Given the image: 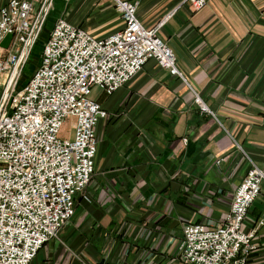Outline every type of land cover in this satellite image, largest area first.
<instances>
[{
    "label": "crops",
    "instance_id": "1",
    "mask_svg": "<svg viewBox=\"0 0 264 264\" xmlns=\"http://www.w3.org/2000/svg\"><path fill=\"white\" fill-rule=\"evenodd\" d=\"M51 1L55 20L66 18L96 38L124 27L113 0ZM127 1L138 4L149 29L173 14L158 37L184 79L152 60L125 88L101 94L110 117L98 126L89 200L80 201L61 240L49 242L31 264H115L119 248L131 251L128 241L139 256L183 264L184 226L225 221L251 167L246 155L264 170V0H211L200 11L186 0ZM11 41L4 40L2 56ZM262 221L264 192L245 224L259 241L249 264H264Z\"/></svg>",
    "mask_w": 264,
    "mask_h": 264
},
{
    "label": "built area",
    "instance_id": "2",
    "mask_svg": "<svg viewBox=\"0 0 264 264\" xmlns=\"http://www.w3.org/2000/svg\"><path fill=\"white\" fill-rule=\"evenodd\" d=\"M37 1L10 0L0 7V49L6 38H12L11 54L5 59L0 53V91L5 83L9 93V72L14 70V79L38 40L50 7L40 13ZM113 1L122 30L101 39L66 19L58 20L29 82L20 92L2 98L0 264H30L74 218L77 200L94 175L98 126L108 117L94 90L112 96L152 60L183 78L173 50L157 35L173 14L149 29L138 17L137 3ZM210 1L186 3L200 11ZM194 94L196 103L209 112ZM68 119L75 120L73 139L61 138ZM246 157L251 167L225 221L216 227L184 226L179 245L183 264H249L259 248L256 230H247L245 224L264 192V170Z\"/></svg>",
    "mask_w": 264,
    "mask_h": 264
},
{
    "label": "rangeland",
    "instance_id": "3",
    "mask_svg": "<svg viewBox=\"0 0 264 264\" xmlns=\"http://www.w3.org/2000/svg\"><path fill=\"white\" fill-rule=\"evenodd\" d=\"M37 3H39V5H38V7H39V9H38V11L41 13L42 11H43V8H49L50 7V9H49V12H48V15L46 16V18L43 20V22H42V27H41V32H40V34H39V37H38V40H37V42L33 45V47H32V49H31V51H30V53H28V56H27V58H26V60H25V63L22 65V66H20L16 71H15V74H16V76L14 77V79L11 77L12 76V74H13V72H14V70H11L10 72H9V74H8V80H7V82H10V83H12V86L10 87V91H9V93L7 92L8 91V88H7V84L5 85V83H4V86H3V88L1 89V91H0V105H1V102H2V98H4V96L8 93L9 95H11V93H13V92H20L23 88H24V86L29 82V80L31 79V77L34 75V73H35V71L39 68V66H40V64H41V59H42V53H43V49H44V46H45V44H46V42H47V40H48V38H49V36H50V34H51V31H52V29H53V27L55 26V24L57 23V21L58 20H60V19H66V18H60V19H58V20H55L56 18H55V16H54V14H52L51 15V4H52V1L51 0H38L37 1ZM49 4V5H48ZM49 6V7H48ZM45 10V9H44ZM67 20V19H66ZM164 20V19H163ZM162 20V21H163ZM69 21V20H68ZM161 21V22H162ZM70 22V21H69ZM165 22H166V20H165ZM71 23V22H70ZM72 24V23H71ZM165 24V23H164ZM164 24L161 26V28L164 26ZM77 27H80V26H77ZM83 28V27H82ZM156 28V27H155ZM160 28V29H161ZM85 29V28H84ZM159 29V30H160ZM86 30V29H85ZM159 32V31H158ZM112 35V34H111ZM157 35H158V33H157ZM108 37V36H107ZM106 38V37H105ZM102 39V38H101ZM167 43V42H166ZM3 45H5V46H9V42H6V43H3L2 45H1V49L3 48V47H5V46H3ZM171 48V47H170ZM9 49H11V47H9ZM4 54L6 55V56H4L3 55V57L6 59L10 54H11V50H9L8 51V49H7V51H5L4 52ZM157 64V63H156ZM158 65V64H157ZM158 67H160L159 65H158ZM178 67V66H177ZM161 68V67H160ZM162 69V68H161ZM165 70V69H164ZM180 71V70H179ZM174 76V75H173ZM177 77H179V76H177ZM13 80H12V79ZM179 78H181V77H179ZM183 79H184V77H183ZM0 82L2 83L3 82V78H1L0 79ZM129 84V83H128ZM127 84V85H128ZM126 85V86H127ZM125 86V87H126ZM125 87H123V88H125ZM122 88V89H123ZM121 90V89H120ZM118 92V91H117ZM101 91L100 90H98V89H95L94 90V93H93V96L96 98V99H98V100H100V99H102L101 98ZM195 95V94H194ZM105 96H107V95H105ZM6 97V96H5ZM107 97H110V96H107ZM8 98H9V96H8ZM195 98H196V96H195ZM202 100V99H201ZM195 102H196V99H195ZM204 103V102H203ZM102 104V103H101ZM205 104V103H204ZM206 105V104H205ZM103 106V105H102ZM103 108H104V106H103ZM105 109V108H104ZM106 110V109H105ZM201 110H202V108H201ZM107 111V110H106ZM203 111V110H202ZM204 112V111H203ZM107 113H108V117L106 118V119H104V120H108V118L110 117V114H109V112L107 111ZM101 121H103V120H101ZM75 122V120L74 119H68L67 121H66V124H65V126H64V128H63V131H62V134H61V138H63V139H66V138H70V139H73V137H74V133H75V130H74V128H73V126H74V123ZM98 139H99V135H98ZM99 143V142H98ZM185 143V142H184ZM188 143V142H187ZM97 157V156H96ZM95 163H96V159H95ZM94 173H95V170H94ZM93 178V177H92ZM92 183V180H91V182H90V184ZM90 184L88 185V187L86 188V190H85V192L83 193V195L80 197V198H78V200H77V205H76V211H77V207H78V204L80 203V201L81 200H89V198H88V196H87V191H88V188H89V186H90ZM233 202V201H232ZM232 204V203H231ZM231 207V206H230ZM230 210V209H229ZM229 212V211H228ZM228 214V213H227ZM75 216H76V214H75ZM75 216H74V218H75ZM248 216H249V214H248ZM74 218L68 223V224H70L73 220H74ZM247 219H248V217H247ZM246 222H247V220H246ZM263 222V225H261V223ZM261 223H260V226H264V221H262ZM68 224H66L65 225V227L60 231V233H59V235L56 237V238H54L53 240H61V233L63 232V230L68 226ZM199 224H201V223H199ZM207 225V224H206ZM257 231H258V229H257ZM53 240H51V241H53ZM50 241V242H51ZM258 241V240H257ZM181 242V241H180ZM49 243V242H48ZM47 243V244H48ZM47 244H45V246L47 245ZM127 245H128V248H131V251L128 253H125V251L123 250V248L121 249V248H119L118 249V251H117V254H116V258H115V262L117 263V264H136L137 262H139V264H140V262H145V264H163L164 262H165V260H167L166 259V257L165 256H158L159 258H157V256H147L146 254H143V255H138V254H136V252H137V250H136V248H137V245H136V242H132V241H128L127 242ZM180 245V244H179ZM258 245H259V241H258ZM44 246V247H45ZM43 247V248H44ZM42 248V249H43ZM41 249V250H42ZM179 249V248H178ZM40 250V251H41ZM136 250V251H135ZM39 251V252H40ZM258 251V249L251 255V257H250V261H251V259H252V257H253V255L256 253ZM38 252V253H39ZM135 252V253H134ZM179 255H180V252H179ZM37 256H38V254H37ZM37 256H36V258H37ZM35 258V259H36ZM179 258H180V256H179ZM34 259V260H35ZM33 260V261H34ZM32 261V262H33ZM250 261H249V263H250ZM31 262V263H32ZM30 263V264H31ZM115 263V264H116Z\"/></svg>",
    "mask_w": 264,
    "mask_h": 264
},
{
    "label": "bare ground",
    "instance_id": "4",
    "mask_svg": "<svg viewBox=\"0 0 264 264\" xmlns=\"http://www.w3.org/2000/svg\"><path fill=\"white\" fill-rule=\"evenodd\" d=\"M170 47V46H169Z\"/></svg>",
    "mask_w": 264,
    "mask_h": 264
}]
</instances>
